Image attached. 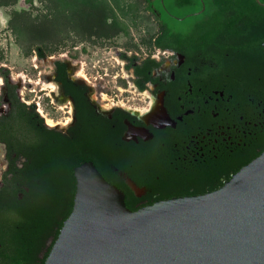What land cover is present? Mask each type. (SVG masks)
Here are the masks:
<instances>
[{
	"label": "flooded vegetation",
	"instance_id": "flooded-vegetation-1",
	"mask_svg": "<svg viewBox=\"0 0 264 264\" xmlns=\"http://www.w3.org/2000/svg\"><path fill=\"white\" fill-rule=\"evenodd\" d=\"M134 3L128 5L122 17L110 18L109 23L124 24L125 31L117 35L131 40L121 59L131 74L133 88L140 94L139 106L102 100L80 73L72 54L71 58L55 60L49 85L42 89L50 90L48 97L52 99L53 110L59 108L69 114L67 124L49 118V114L45 116L37 110V104L22 100L20 84L13 82L6 70L2 73L0 119L9 115L15 97L21 104L35 108L42 140L46 139L43 133L46 130L68 136L72 141L94 132L107 136L124 156L137 161L151 158V162L131 164L136 179L116 170L138 199L152 195V188L139 182L161 183L169 168L182 170L188 176L190 171L207 170L220 159L235 157L238 164L230 171L233 176L237 167L264 152V74L248 78L236 75L231 67L225 66L233 54L230 45L226 44L228 49L224 50L222 45L209 46L203 41L208 35L201 33V25L212 22L229 25L235 20L231 13L219 16L228 2L137 0ZM139 5H143L142 12L148 16L140 14ZM220 37L229 39L230 34L223 32ZM0 147L6 164L0 178V187H4L9 161L7 145L0 142ZM221 178L225 180L227 175ZM129 181L136 185V191L128 185Z\"/></svg>",
	"mask_w": 264,
	"mask_h": 264
},
{
	"label": "trees",
	"instance_id": "trees-1",
	"mask_svg": "<svg viewBox=\"0 0 264 264\" xmlns=\"http://www.w3.org/2000/svg\"><path fill=\"white\" fill-rule=\"evenodd\" d=\"M15 1L0 0V4ZM49 1L55 4L53 18H44L41 23L24 15L22 19L29 22L25 24L28 30L39 31L36 33L39 35L45 31L56 33L61 25L62 29L72 26L81 28V32L97 31L106 36L125 31L124 24L109 23L114 14L109 0ZM226 1L228 6L219 16L231 13L235 20L229 25L222 22L201 25V33L208 35L203 41L209 46L222 45L224 50L228 49L226 44L230 45L233 54L225 66L231 67L236 75L248 78L264 74V6L256 0ZM223 32L230 34L229 39L220 37ZM38 52L40 58L46 57L41 48ZM12 100H16L13 109L0 119V142L7 145L9 161L4 187H0V264H45L64 222L73 211L77 191L75 168L87 161L93 162L110 184L125 193L126 205L132 211L159 201L199 196L220 189L224 181L231 179L230 171L238 164L235 157L220 159L214 167L190 171L188 176L182 170L169 168L161 183L139 182L152 188V195L138 199L116 170L136 179L131 164L151 162V158L137 161L124 156L107 136L94 132L72 141L68 136L43 130L46 139L42 140L35 108L21 104L15 97ZM249 163L237 167L235 172ZM224 174L227 175L225 180L221 178Z\"/></svg>",
	"mask_w": 264,
	"mask_h": 264
},
{
	"label": "water",
	"instance_id": "water-1",
	"mask_svg": "<svg viewBox=\"0 0 264 264\" xmlns=\"http://www.w3.org/2000/svg\"><path fill=\"white\" fill-rule=\"evenodd\" d=\"M75 177L73 211L45 264H264V152L220 189L137 211L93 162Z\"/></svg>",
	"mask_w": 264,
	"mask_h": 264
},
{
	"label": "rangeland",
	"instance_id": "rangeland-1",
	"mask_svg": "<svg viewBox=\"0 0 264 264\" xmlns=\"http://www.w3.org/2000/svg\"><path fill=\"white\" fill-rule=\"evenodd\" d=\"M135 1L109 0L113 7V18L122 17V12L126 13L128 5L135 4ZM54 5L49 0H17L6 5L0 4V92L2 73L6 70L13 82L20 84L22 100L37 104V110H41L45 116L49 114V118H57L62 124H67L69 114L59 108L53 110L52 99L48 97L50 90L42 89H47L49 85L55 60H65L75 54V65L96 88L102 100L118 102L123 106H139L141 102L137 99L141 98L140 94L133 88L131 74L126 62L121 59V54H125L124 50L131 40L117 35V32L106 36L97 31L81 32V28L72 26L62 29L59 25L56 33L45 31L42 35L36 34L39 31L31 27L27 29L25 24L29 22L22 19L26 17L24 15L33 22L42 23L44 18H53L51 13L54 12ZM142 6L138 7L140 14L148 16L142 12ZM39 48L45 53V59L39 57ZM5 170L4 150L0 147V178Z\"/></svg>",
	"mask_w": 264,
	"mask_h": 264
},
{
	"label": "bare ground",
	"instance_id": "bare-ground-1",
	"mask_svg": "<svg viewBox=\"0 0 264 264\" xmlns=\"http://www.w3.org/2000/svg\"><path fill=\"white\" fill-rule=\"evenodd\" d=\"M54 88H55V87H54ZM69 101H70V100H69ZM152 103H153V102H152ZM146 113H147V112H146ZM151 114H152V113H151ZM151 114H150V115H151ZM141 115H143V114H141ZM147 116H149V115H147ZM145 118H146V117H145ZM48 123L51 124V125L53 124V122H52L50 119L48 120Z\"/></svg>",
	"mask_w": 264,
	"mask_h": 264
}]
</instances>
